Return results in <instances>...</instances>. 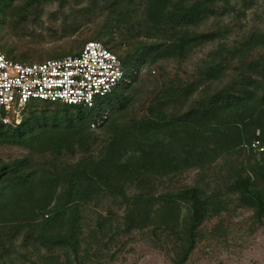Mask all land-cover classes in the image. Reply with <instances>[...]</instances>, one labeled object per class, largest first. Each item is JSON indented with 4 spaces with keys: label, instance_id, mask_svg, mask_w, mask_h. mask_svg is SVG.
<instances>
[{
    "label": "trees",
    "instance_id": "obj_1",
    "mask_svg": "<svg viewBox=\"0 0 264 264\" xmlns=\"http://www.w3.org/2000/svg\"><path fill=\"white\" fill-rule=\"evenodd\" d=\"M96 1L113 10L118 27L124 26L127 33L134 32L138 39L149 42H139L134 53L120 56L114 51L120 44L104 41L103 46L123 64L127 82L120 90L130 91L137 79L134 73L138 68L132 69L134 55L136 62H144L148 68L158 59L186 58L197 45L227 39L232 30L221 24L224 16L245 15L259 0ZM45 2L62 7L67 0L1 3L5 12L20 9L27 15ZM207 24L206 31H197ZM254 36L242 45L264 43V35ZM88 41L96 40L84 44ZM158 48H162L161 53H147ZM224 52L219 55L221 48L216 56H209L197 80L159 90L140 118L134 115V96L115 90L91 109L32 102L24 108L27 113L18 125L0 121V148L18 147L26 152L12 160L0 159V262L14 263L13 256L30 247V256L36 255V259L21 256L28 264H81L83 212L90 205L100 206L106 198H117L123 204L122 220L127 230L151 227L172 240L177 250L174 264L187 261L199 241L202 223L228 212L230 206L250 210L254 222L263 225L264 151L256 152L251 145L264 144V76L262 82H256L246 75L238 79L235 93L225 94L224 109L230 108L234 114L229 123L218 119L219 107L213 99L188 111V119L186 115L173 117L165 109L169 103L187 101L204 85L213 83L225 61L232 59ZM217 57L220 59L215 63ZM110 99L114 104H108L104 114H97ZM257 99L262 104L256 112L247 104ZM35 103H44V109L32 110ZM51 106L60 110L52 113ZM255 114L260 116L255 118ZM221 127L231 130L232 141L217 155L209 145L215 143L214 135ZM216 145L221 150L222 144ZM242 145L249 146L248 153ZM221 158L225 175L213 190L194 185L159 194L142 192L141 185L150 177L171 179L188 169L201 171Z\"/></svg>",
    "mask_w": 264,
    "mask_h": 264
},
{
    "label": "rangeland",
    "instance_id": "obj_2",
    "mask_svg": "<svg viewBox=\"0 0 264 264\" xmlns=\"http://www.w3.org/2000/svg\"><path fill=\"white\" fill-rule=\"evenodd\" d=\"M1 2L2 0H0V52L14 62L39 63L52 59L51 56L75 55L81 51L87 40H96L102 45L105 40H109L111 45L120 44L119 48H114L115 53L120 56L134 53L139 42L149 43L138 39L133 35L134 32L127 33L126 27H118L113 10L108 5L97 3L96 0H67L62 7L56 2H45L27 15L20 9L5 12ZM224 17L221 24L232 30L230 35L225 36L227 39L222 41L223 37L204 45H197L186 58L173 56L165 60L158 59L148 68L144 62L135 61L137 55L133 56L135 65L132 69L138 70L134 73L137 74V79L131 85L132 90H120L119 87L117 91L120 90L118 94L134 96L136 117L142 116L145 107L150 100L156 98L159 90L170 84L176 87L178 84H188L197 80L199 69L207 63L209 56H216V51L222 48L223 53L219 55H225L226 50L227 57L232 59L225 61L213 83L204 85L187 101L169 103L165 109L173 117L182 118L186 115L185 118L188 119L191 116L188 111H194L202 102L213 99L215 105L219 107L216 112L218 119L224 122L223 124L232 121L233 112L230 108L224 109L225 94L235 93L238 79L246 75L253 76L256 82H262L261 77L264 76V43L242 45L251 34H255V38L264 35V2L259 0L257 5L254 4L240 17L235 15ZM207 26L208 24L201 26L197 31H206ZM211 27L215 28L213 25ZM158 51L161 53L162 48L152 49L147 53L154 56ZM148 59L150 60V57ZM219 59L215 58L214 62L217 63ZM146 69L149 73L147 71L144 73ZM257 91L260 96L261 89L258 88ZM232 100L231 98L229 101ZM102 101L105 102L103 99ZM259 102L257 99L247 106L252 105L257 112L262 104ZM110 103L114 104V99L106 101L97 114H104ZM44 106V103H35L31 109L42 110ZM59 110L55 106L50 108L52 113ZM26 113L24 109L20 119ZM259 116L255 114L254 117ZM208 123L210 118L207 120ZM230 132V129L221 127L215 133L213 138L215 143L212 142L209 147L214 148L217 155L226 151L227 145L231 143ZM258 134L259 131L256 130L255 135ZM216 143L222 144L221 150ZM242 146L248 153L249 146ZM25 154V150L18 147L0 148V159L4 161ZM231 158L233 160L234 157ZM223 161L222 158L218 159L213 166L201 171L198 169L182 171L171 179L150 177L141 185L142 192L149 193V190H154L159 194L162 191H173L194 185L213 190L225 175ZM122 215L123 204L117 198H106L100 206L90 205L84 210V236L82 251L79 254L80 259H83L81 264H174L177 250L172 240L151 227L141 231L127 230L123 225ZM199 233V241L184 264H264V224L255 223L251 211L246 208L230 206L228 212L206 219ZM32 252L33 248L29 247L16 253V256H13L14 263L11 264H28L21 256L29 257ZM34 259L36 255L30 256V260ZM7 264L10 263L7 261Z\"/></svg>",
    "mask_w": 264,
    "mask_h": 264
},
{
    "label": "built area",
    "instance_id": "obj_3",
    "mask_svg": "<svg viewBox=\"0 0 264 264\" xmlns=\"http://www.w3.org/2000/svg\"><path fill=\"white\" fill-rule=\"evenodd\" d=\"M127 81L118 56L101 43L88 41L79 53L39 63H18L0 52V121L18 125L32 102L93 108ZM256 152L264 148L251 145Z\"/></svg>",
    "mask_w": 264,
    "mask_h": 264
}]
</instances>
